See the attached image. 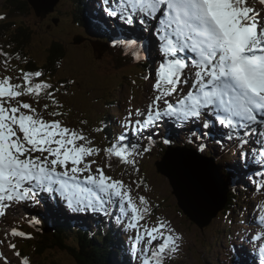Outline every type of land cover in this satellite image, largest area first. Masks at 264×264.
Segmentation results:
<instances>
[{"label": "snow or ice", "instance_id": "6c2138e0", "mask_svg": "<svg viewBox=\"0 0 264 264\" xmlns=\"http://www.w3.org/2000/svg\"><path fill=\"white\" fill-rule=\"evenodd\" d=\"M104 3L109 5L105 11L110 17H119L129 25L138 22L145 31H152L161 57L153 85L155 96L146 114L135 113L146 115V119L135 120L133 128L129 113L122 124L125 131L104 149L107 157L117 158L139 174L135 159L141 154L137 151L139 145L125 143L127 131L143 138L141 133L165 118L186 124L208 117L202 125L204 129L218 121L230 130L229 138L234 135L241 146L259 145L253 163L258 165L260 188L264 190V172L259 170L264 168V17L247 0H104ZM260 3L264 4V0ZM2 19L5 17L0 16ZM0 55L5 57L7 68V54L0 51ZM136 59H141L139 52ZM22 75L23 84L12 83L10 76L0 79V216L13 203H38L36 197L41 192L50 196L59 193L73 212L91 210L111 216L112 208H117V222L127 218V228L137 233L133 249L140 264H164L173 257L180 250L183 237L162 220L155 226L141 224L151 215L149 200L141 195L137 202L129 184L106 175L101 167L93 171L96 161L87 158L99 155L101 150L90 146L93 142L82 130L64 126L60 120L48 121L31 103L19 99L30 96L39 104L43 98L51 101L54 108L62 107L55 98L58 89L48 91L52 89L48 83L33 84L32 78L41 77L42 72ZM181 85L187 86L188 91L174 103L168 97L177 94ZM49 106L44 104L43 111L47 112ZM48 115L58 117L64 113L54 110ZM253 135L257 137L255 141L250 139ZM163 142L168 144L170 140ZM205 147L201 145L199 150ZM241 158L243 166H247L244 152ZM260 207L264 213V205ZM260 222L264 224V215L260 216ZM12 235L27 236L16 230ZM144 237L147 244L142 247ZM255 239L264 241V232ZM156 241L159 243L153 245ZM256 255L259 264H264V246L256 249ZM23 264H28L27 259Z\"/></svg>", "mask_w": 264, "mask_h": 264}, {"label": "rangeland", "instance_id": "374dc122", "mask_svg": "<svg viewBox=\"0 0 264 264\" xmlns=\"http://www.w3.org/2000/svg\"><path fill=\"white\" fill-rule=\"evenodd\" d=\"M249 4L253 7L256 12L261 14V17H264V4L258 2L257 0H248ZM94 4H98L99 8H103L105 14V8L109 5H105L104 0H93ZM7 0H0V16L5 17V19L0 20V24L8 20L11 16V7H8ZM59 7L57 11L62 10L63 12L70 13L72 10V3L70 0H60ZM97 9V6H95ZM101 16V12H98ZM59 14V13H58ZM58 14H55L53 17H58ZM108 15V14H107ZM12 17L15 18V14H12ZM22 18H15V24L18 27L22 24L20 20ZM106 20V18H105ZM31 28L37 31L35 47L39 49V52L36 55V58L43 54V49L48 47L52 41V39L60 36L63 41L68 44L72 42V39L77 32L74 28H70L67 26L66 22L62 25L59 24L57 30L54 27H51L53 23L48 25L47 21H39L38 18L34 15L30 19L26 20ZM125 28H130L131 30L137 29L141 24L134 22V24L129 25L124 20L121 22ZM49 28V29H48ZM136 31V30H135ZM145 36H149L148 40L151 42V46L155 49L154 52V66L153 70H150L148 73V77L145 78L146 73H144L145 69L137 66H131L124 68L122 70L114 69V61L106 56L102 57V59H98L96 56L97 66L100 68V73H104V77H107L108 80L111 81L108 84L105 80L104 86L97 83L94 80L88 79L85 76L80 74H76L71 78V75L63 76V79L69 80L64 85L60 82L59 78H53L56 80L53 82L52 89L48 91H53L58 89L55 92V98L62 105L61 108H54L51 106V101L47 99H40L39 104L35 102V100L30 96H22L21 99L23 102L31 103L34 108H36L37 112L40 113L46 120H60L63 122L64 126L82 130L83 133L92 140L91 147L99 148L101 151L97 156L88 157L87 160H95L96 163L92 165V169L95 172L97 167H101L104 169L105 174L109 175L106 171H109L114 179L123 180L126 184H129L132 189V195L134 198L143 195L150 202V211L151 215L147 216L144 221H141V224H147L148 226H155L158 221H164L165 223H169L170 227L175 229V233L179 234L183 237L182 241H180V250L171 258L166 259L164 264H231L233 260L232 258H236V251L239 254V258L243 256V248L247 249L249 252H252L254 256L258 259L256 255V249L258 246V240L255 237L261 231V222L258 219V216L261 213V205H264V190L260 188L261 177L257 174L258 165L250 168V165L243 166V161L238 162L240 168L244 171V169L250 168L245 176L247 181L241 182L244 187H247L251 194L256 191L259 194L252 196L251 200L244 201L243 206L241 207L238 214H234L233 218L224 223V218H219V216H224L223 212L220 213L217 219L212 223L211 228H206L205 230H200L192 222H189L184 215L179 213L177 201L173 198L171 194V186L167 178L160 175L157 172L156 168H153L151 165L145 162L144 168L141 170V173L137 174L134 170L129 169V171H117L115 169H111L108 167L106 152L104 149L107 148V144L105 142L104 133L102 131L101 120L103 119L104 114L110 112L115 114V112H121L123 114V119L121 123L123 124L129 113L132 114L133 128L135 127L134 121L144 120L146 119V115L136 116V111H140L141 113L147 112L148 106L151 104L155 92L153 91V85L155 83V75L158 68V64L161 62V57L158 53V40L153 35L152 31H145ZM133 35V34H130ZM97 45V44H95ZM37 49H35L37 51ZM83 49L88 52L87 55L90 56L95 52L90 43H87ZM72 54L73 50H69ZM40 53V54H39ZM78 53V52H77ZM183 55V54H182ZM0 60L3 65H0V77L1 79L7 77H12V83H21L23 84V75L25 73L24 65L21 66L16 65L14 69H11L9 66L5 67V63L3 62V57H0ZM9 64V63H8ZM7 64V65H8ZM68 71H72L71 67L67 68ZM187 71V70H186ZM143 73L145 75H143ZM134 79L137 80L136 84H134ZM51 82V81H49ZM39 83H44L43 81ZM109 85V86H108ZM188 91V87L181 85V89L177 94H174L171 97H168L169 100L175 101L182 94H186ZM113 100V105L109 107L107 102ZM49 104V108L47 112L43 111V105ZM117 103V104H116ZM115 105V106H114ZM163 103H161V107H163ZM60 111L64 113L62 116L52 117L48 115V112L51 111ZM27 111V110H23ZM208 119V117H204L199 121L193 122L194 124L203 125L204 121ZM187 123H191L187 122ZM159 125H154L141 133V136L144 139L146 132H150L151 129L154 131L155 126H159L156 128L154 135L159 133L157 130L159 129L162 133L168 129L172 135L176 134L184 138L186 135V128L184 123L169 120L167 118L162 122H158ZM222 131L224 136H229L228 133L230 130L219 125L218 121H213V125ZM211 128V127H210ZM208 131V129H206ZM126 133L133 134V131H127ZM207 133V132H206ZM112 138L113 135L109 132ZM135 135V134H134ZM162 135V134H160ZM136 136V135H135ZM137 137V136H136ZM255 141L256 136L250 137ZM115 141V139H113ZM82 143V142H81ZM259 148L258 145H255ZM215 150V149H214ZM248 153L255 154L253 148L248 146ZM216 151V150H215ZM217 152V151H216ZM218 153V152H217ZM35 155H39L36 153ZM214 156H218V154H214ZM214 162L216 157H214ZM240 157L239 153L235 155V157ZM220 157V158H219ZM218 160L219 163L223 162L224 155L220 152ZM138 158V157H135ZM246 159L248 157L246 156ZM238 158L232 159L229 163L237 164ZM228 160L225 162L227 163ZM248 161V160H247ZM216 164V163H215ZM261 172H264V168L259 169ZM87 175V173H85ZM111 176V175H109ZM112 177V176H111ZM135 181H140L141 183L137 185ZM58 194L54 193L51 196L48 193L41 192L36 197V202L28 201V202H18L13 203L11 206L6 208V214L0 216V257L2 264H23V259L20 255H17L15 248L11 247V242L14 240H18L19 236H13V230L18 231L20 229V225L24 224L26 227H30L29 221L34 220L36 214L38 212L47 210V212L57 211L59 214H67L70 218H80V221L87 224V219H99L100 216L104 215L102 213H93L91 210L87 212H73L71 209L67 207V204L64 202H60L58 200ZM41 204V207L39 205ZM255 206V207H254ZM42 208V209H41ZM72 213V214H71ZM97 215V216H95ZM29 219V220H28ZM222 219V220H221ZM26 224H25V223ZM124 226H127V221ZM113 224H117V220L113 221ZM18 225V226H17ZM231 226V234L227 233V226ZM92 228H95L94 226ZM26 230V229H25ZM129 232L130 244L129 248L133 247L135 243V236L137 235L136 231L127 228ZM22 230H20L21 232ZM27 235L35 234V232H23ZM141 235H143V229L141 228ZM234 240L231 244H229L233 250L230 252V248L227 247V241ZM159 241L153 242V245L158 244ZM147 244V237H144L142 242V247ZM262 246V245H261ZM231 254V261L228 260V254ZM35 256V255H34ZM43 260L50 261V259H54L58 261L60 264H75L73 259L59 252H49L42 258ZM41 257L38 258L30 256L28 264H38L41 260ZM39 260V261H38ZM230 261V262H229ZM259 261V260H258ZM250 264H259L248 262ZM136 264H140V260H137Z\"/></svg>", "mask_w": 264, "mask_h": 264}, {"label": "trees", "instance_id": "16d2710c", "mask_svg": "<svg viewBox=\"0 0 264 264\" xmlns=\"http://www.w3.org/2000/svg\"><path fill=\"white\" fill-rule=\"evenodd\" d=\"M7 1V9L11 7L12 11L11 16L8 18L10 21L0 24V51L6 53L11 62L25 64L26 73H35L37 71L43 73L41 77H33V80H45L57 77V74L61 72L64 63L67 61L69 54L68 47L64 46L60 41H53L48 47L43 49L44 55L39 53L40 56L36 58L39 52V49L35 47L37 31L31 28V25L26 21L33 16L34 12L26 0ZM91 5V0L76 1L75 14L78 24L92 38L110 41V38L113 39L111 30L108 29L107 24H104L100 20L99 15L93 12L90 7ZM12 14H15V18H23L21 20L22 24L18 27ZM113 43L116 47L122 49L120 45L123 44L122 42H118L119 44ZM141 48V45H133L130 51L128 48L126 51L123 50V53H120L123 56L121 57L123 58L121 66H128L131 62L130 60L136 57L137 52H139L141 59H143ZM103 118L107 122L108 128L105 129V133L111 145L114 143V140L109 132L111 131L115 138L119 134L120 126L117 124L116 117H114L115 119L112 118L109 112ZM128 142L126 141L125 143ZM108 162V164H111L112 170L122 171L124 169L123 163L113 157ZM127 170L124 169L125 172ZM114 213L112 211L111 216H107V220H111L114 217ZM40 217L38 223L35 221L34 224V228H37L35 229L37 232L36 239L26 240L25 238H21V240L13 243L15 245L14 251L16 250L23 260L27 259L29 261L30 256H39L42 259L45 257V254L52 251L70 256L75 264H132L130 253L123 249L125 247L120 246L112 234L113 228L111 223L106 224L105 221H100L98 222V227L94 230H80L75 228L72 223H65L61 220H54L51 223L45 217ZM23 228V225H21V229ZM38 264L60 263L54 259H50V261L42 260Z\"/></svg>", "mask_w": 264, "mask_h": 264}, {"label": "water", "instance_id": "95a60500", "mask_svg": "<svg viewBox=\"0 0 264 264\" xmlns=\"http://www.w3.org/2000/svg\"><path fill=\"white\" fill-rule=\"evenodd\" d=\"M27 1L42 19L53 13L59 3V0ZM75 43L81 44L80 41ZM106 51L94 49L98 59H102ZM156 167L157 172L168 179L179 213L201 230L226 209L230 189L212 159L190 150L169 148Z\"/></svg>", "mask_w": 264, "mask_h": 264}, {"label": "bare ground", "instance_id": "6f19581e", "mask_svg": "<svg viewBox=\"0 0 264 264\" xmlns=\"http://www.w3.org/2000/svg\"><path fill=\"white\" fill-rule=\"evenodd\" d=\"M247 3H248L249 6H251V5L249 4L248 0H247ZM251 7H252V6H251ZM116 43H117V42H116ZM139 45H140V44H139ZM130 49H131V48H130ZM134 49H135V47H134ZM110 133H111V131H110ZM133 134H134V133H133ZM111 135H112V133H111ZM251 137H252V136H251ZM256 138H257V137H256ZM112 139H114V138H112ZM251 140H253V139H251ZM255 140H256V139H255ZM256 149H257V148H256ZM240 156H241V155H240ZM254 157H255V156H254ZM219 158H220V157H219ZM41 209H42V208H41ZM261 215H264V213L261 212L260 215L258 216L259 221H260V216H261ZM40 218H41V217H40ZM28 220H29V219H28ZM24 223H25V222H24ZM25 224H26V223H25ZM17 226H18V225H17ZM262 232H264V224L261 225V231L259 232L258 235H260ZM31 235H33V234H31ZM257 244H258V246H257V249H258V247H260L261 245L264 246V241H260V242H258ZM250 256H252V254H251ZM250 256H249V257H250ZM250 262H251V261H250ZM0 264H2L1 259H0Z\"/></svg>", "mask_w": 264, "mask_h": 264}]
</instances>
